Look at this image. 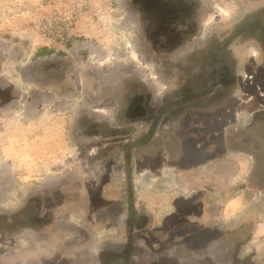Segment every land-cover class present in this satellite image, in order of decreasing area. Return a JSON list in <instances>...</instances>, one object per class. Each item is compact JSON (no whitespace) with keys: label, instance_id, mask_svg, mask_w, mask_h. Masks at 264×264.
Here are the masks:
<instances>
[{"label":"crops","instance_id":"obj_1","mask_svg":"<svg viewBox=\"0 0 264 264\" xmlns=\"http://www.w3.org/2000/svg\"><path fill=\"white\" fill-rule=\"evenodd\" d=\"M48 49H42L41 57L55 54L56 50ZM148 65L154 64L146 63V69L136 74L126 64L111 77L98 78L99 91L91 96L97 105L65 108L72 113L66 116L71 124H59L68 129L63 139L67 155L63 159L55 153L52 158L47 155L44 170H37L46 177L44 184L15 195L1 187V204L12 201L15 205L7 211L21 207L31 193L42 191L43 206L53 211L46 230L36 231L35 236L25 232L0 235L2 256H46L53 261L48 264H72L81 245V257L86 260L88 253L92 256L104 248L136 247L141 241L157 239L158 250L142 253L150 264H264L263 117L239 103L234 113L235 129L240 130L237 139L222 134L225 123L219 127L201 120L223 105L208 112L181 113L176 124H161L158 105L167 88L160 72L155 68L156 80ZM134 77L149 89L151 109L159 116L157 124L146 122V130L153 131L146 137V148L139 151L126 146L131 140L118 132L121 124L114 116L118 102L135 87ZM81 83L76 92H81ZM50 95L61 96L47 89ZM85 113L92 114L95 124H80ZM103 119L113 130L108 137L97 131L85 133L90 125L97 129L96 123ZM52 140L48 145H54ZM129 211L145 216L146 225L125 227L121 220Z\"/></svg>","mask_w":264,"mask_h":264},{"label":"rangeland","instance_id":"obj_2","mask_svg":"<svg viewBox=\"0 0 264 264\" xmlns=\"http://www.w3.org/2000/svg\"><path fill=\"white\" fill-rule=\"evenodd\" d=\"M205 1L211 10L210 24L220 30L234 27L244 14H258L259 10H263L264 22V0ZM128 9L126 0H0V189L5 187L15 195L16 191L23 194L44 184L46 177L38 175L37 170H44L47 155L52 158L55 153L61 159L67 155L63 139L68 129L59 124H71L66 116L72 113L65 112V108L97 105L89 95L99 91L98 78L103 75L111 77L126 64L136 74L146 69L137 38L138 23ZM257 37L264 40V33ZM45 48L56 50L55 54L41 57ZM230 52L236 62L235 93L220 111L210 117L204 115L201 120L219 127L225 123L222 134L237 139L240 130L235 129L234 113L240 105L246 104L250 111L256 109L253 113L264 119V48L256 38L242 35L233 40ZM53 62L59 63L55 73ZM147 67L158 80L154 65ZM64 79L66 84H62ZM80 80L83 91L76 92ZM47 89L61 96H47ZM70 89L75 95L64 92ZM52 137L55 143L48 145ZM14 206L12 201H0L1 210ZM139 243L137 249L145 254L146 249L158 250L161 246L157 239ZM83 252L81 245L71 263L82 262ZM88 255L87 264H95ZM142 260L150 264L146 258Z\"/></svg>","mask_w":264,"mask_h":264},{"label":"flooded vegetation","instance_id":"obj_3","mask_svg":"<svg viewBox=\"0 0 264 264\" xmlns=\"http://www.w3.org/2000/svg\"><path fill=\"white\" fill-rule=\"evenodd\" d=\"M126 3L129 12L135 16L138 23L137 38L144 62L154 64L167 88L160 99L161 104L158 105L157 114L160 116L161 124H176V118L182 115L181 113L195 110L208 112L222 105L232 95L237 86V75L236 62L231 56L230 47L236 37L242 35L254 37L260 47L264 48V40L257 37L258 34L264 33L261 15L263 10L257 11L258 14H244L237 25L220 30L210 24L208 17L211 10L205 0H126ZM58 64V62L53 64V73L58 70ZM136 80L134 77L132 84L135 87L129 88V94L118 102L119 105L116 102L117 110L114 116L117 123L121 124L118 132L131 140L126 146L137 148L139 151L146 148L143 146L146 144V137L153 131L152 128L146 130V122L157 124L159 116L151 109L149 89ZM1 92L0 88V105L3 99ZM80 119L82 122L80 124H95L91 120L92 114L89 116L87 113L82 114ZM96 124H99L97 129L94 130L93 125H90L85 128V133L97 131L105 133L108 137L113 131L107 127L108 123L104 119ZM134 124L144 125L138 128ZM45 203L44 191L34 192L27 197L21 207L11 211L0 209V235L9 236L25 232L35 236L36 231L46 230L51 223L53 211L44 207ZM121 221L127 228L134 225L140 229L142 223L146 225L145 216L131 211ZM125 235L130 239V233L127 232ZM39 236L44 237L42 234ZM1 257L0 264L53 262L46 256ZM92 257L95 264L143 262L142 251L129 244L120 245L116 249L98 250ZM79 264L87 262L80 260Z\"/></svg>","mask_w":264,"mask_h":264}]
</instances>
